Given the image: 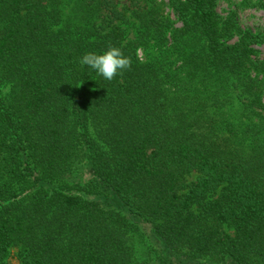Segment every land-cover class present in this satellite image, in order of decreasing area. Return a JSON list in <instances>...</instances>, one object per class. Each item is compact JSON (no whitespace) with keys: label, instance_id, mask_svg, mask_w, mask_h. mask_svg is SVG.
<instances>
[{"label":"trees","instance_id":"obj_1","mask_svg":"<svg viewBox=\"0 0 264 264\" xmlns=\"http://www.w3.org/2000/svg\"><path fill=\"white\" fill-rule=\"evenodd\" d=\"M218 5L0 0V264H264V32Z\"/></svg>","mask_w":264,"mask_h":264},{"label":"clouds","instance_id":"obj_2","mask_svg":"<svg viewBox=\"0 0 264 264\" xmlns=\"http://www.w3.org/2000/svg\"><path fill=\"white\" fill-rule=\"evenodd\" d=\"M78 62L82 67L86 66L98 77L107 81L128 70L131 63L121 49L115 46H110L103 52H87Z\"/></svg>","mask_w":264,"mask_h":264},{"label":"rangeland","instance_id":"obj_3","mask_svg":"<svg viewBox=\"0 0 264 264\" xmlns=\"http://www.w3.org/2000/svg\"><path fill=\"white\" fill-rule=\"evenodd\" d=\"M166 1V0H164ZM121 4H128V0H120ZM238 4V18L243 28H250L253 31L261 30L264 32V13L256 10L248 5H245L243 0H219L218 10L221 16H226L227 12L236 7ZM261 57L264 58V44L259 47ZM8 264H18L15 256H10Z\"/></svg>","mask_w":264,"mask_h":264}]
</instances>
